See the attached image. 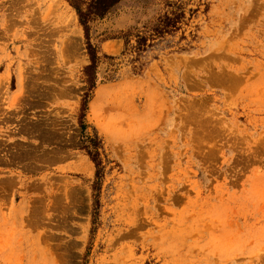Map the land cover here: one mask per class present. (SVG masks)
Listing matches in <instances>:
<instances>
[{
  "label": "rangeland",
  "instance_id": "1",
  "mask_svg": "<svg viewBox=\"0 0 264 264\" xmlns=\"http://www.w3.org/2000/svg\"><path fill=\"white\" fill-rule=\"evenodd\" d=\"M90 2L0 0V264H264V0Z\"/></svg>",
  "mask_w": 264,
  "mask_h": 264
},
{
  "label": "trees",
  "instance_id": "2",
  "mask_svg": "<svg viewBox=\"0 0 264 264\" xmlns=\"http://www.w3.org/2000/svg\"><path fill=\"white\" fill-rule=\"evenodd\" d=\"M120 0H91L88 10L85 12L80 7H76L79 13L81 22L86 26L88 22V16L90 14L103 17L107 11L114 6ZM170 21V20H169ZM166 27H176L175 21L168 22ZM89 53L94 58L95 48L89 43Z\"/></svg>",
  "mask_w": 264,
  "mask_h": 264
},
{
  "label": "bare ground",
  "instance_id": "3",
  "mask_svg": "<svg viewBox=\"0 0 264 264\" xmlns=\"http://www.w3.org/2000/svg\"><path fill=\"white\" fill-rule=\"evenodd\" d=\"M71 40L73 39V38H70ZM73 41V40H72ZM20 85H22V81H21V83H20ZM44 129V128H43ZM42 130V129H41ZM48 130V129H47ZM42 132V131H41ZM40 132V133H41ZM46 133V132H45ZM57 136V135H56ZM50 138V137H49ZM51 156V155H50ZM50 159H51V157H50Z\"/></svg>",
  "mask_w": 264,
  "mask_h": 264
}]
</instances>
